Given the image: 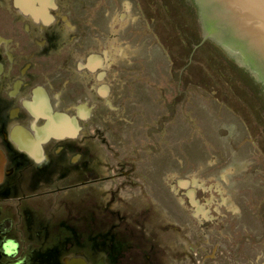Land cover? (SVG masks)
<instances>
[{"label":"rangeland","instance_id":"374dc122","mask_svg":"<svg viewBox=\"0 0 264 264\" xmlns=\"http://www.w3.org/2000/svg\"><path fill=\"white\" fill-rule=\"evenodd\" d=\"M75 1L95 17L89 44L99 47L106 40L115 53L102 82L114 108L96 103L97 120L79 145H69L68 163L56 158L50 170L60 178L43 180L49 184L40 194L43 207L7 206L20 218L1 225L10 231L0 232L1 239L17 241L21 255L29 237L50 230L51 249L67 254L112 250L109 259L125 249L151 255L159 264L181 263L189 258L187 248L198 243L196 233H203L194 225L183 236L191 209L187 200L181 203L187 192L174 193L180 191L175 182L196 179L206 186L196 200L211 202L207 208L220 231L211 244L232 250L241 238L243 254L239 246L238 256L225 254L228 264H264L263 112L196 47L190 22L172 0ZM127 3L130 20L116 27ZM124 221L140 226V233L133 226L128 232Z\"/></svg>","mask_w":264,"mask_h":264},{"label":"flooded vegetation","instance_id":"af4514ba","mask_svg":"<svg viewBox=\"0 0 264 264\" xmlns=\"http://www.w3.org/2000/svg\"><path fill=\"white\" fill-rule=\"evenodd\" d=\"M108 2L109 0L105 3ZM172 3L176 4V1L172 0ZM84 8L87 7L75 0H0L2 233L9 234L10 231L1 225L13 223L19 217V211L15 212L16 215L7 210V206L10 209H17L19 205L43 207L39 206L40 194H43V190L49 191L45 189L49 188V184L43 180L60 178L50 169H53L56 158L64 159L63 166L68 163L66 161L70 157L67 154L69 145H79L83 131L97 120L96 103L103 100L107 107L114 108L108 99L110 88L103 86L102 82L115 62V53L111 52L113 49L106 44V40L100 41L99 47L89 44L92 33L89 25L93 26L95 17L94 14L87 15ZM154 8L155 13H158L161 5L156 3ZM126 9L116 17V27L121 22L130 20L129 3ZM79 159L76 156L73 160L77 162ZM175 184L180 185V191L176 187L174 193L179 194L181 190L187 192L186 195L183 194L185 200L182 199L181 203L186 204L187 200L191 209V219L188 220L191 225L184 224L188 229H180L183 236L189 237L187 233L194 229V225L198 226L203 234L199 235L197 232L198 243H193L187 248L189 258L173 264H228L231 259L225 254L230 257L233 251L237 255L238 246L242 255L241 238H238V244L236 243L232 250L211 244V237L217 232L220 233L219 229L213 226L216 219H213L211 211L207 208L211 202L203 205L196 200L198 191L205 192L206 186L196 179L177 181ZM191 187L193 188L190 189ZM212 199L214 203L215 199ZM224 203L231 205L228 200ZM114 206L117 207L118 204ZM29 210L31 209L23 207L21 211ZM125 223L127 222L121 224L130 232L134 225ZM175 224L173 233L176 234L179 225L177 222ZM119 225L113 227L118 230ZM133 229L137 233L141 231L140 226ZM51 234L54 235V232L48 230L46 234L29 237L28 242L24 243L27 250L21 253L20 249L21 255L17 250V241L9 236L4 239L0 237V264H159L151 255H143V252L136 250H115L116 256L110 255L109 259L108 255L112 250L100 251V256H87L82 250L69 254L65 253L63 248L52 250ZM119 241L122 242L121 239L112 242ZM154 247H150L152 254L156 249ZM3 248L8 253L11 248V253H3ZM12 248L15 249L14 252Z\"/></svg>","mask_w":264,"mask_h":264},{"label":"water","instance_id":"95a60500","mask_svg":"<svg viewBox=\"0 0 264 264\" xmlns=\"http://www.w3.org/2000/svg\"><path fill=\"white\" fill-rule=\"evenodd\" d=\"M173 1L190 22L196 47L201 45L203 52L264 114V99L257 84L238 69H246L264 89V0H194L198 18L191 0ZM208 40L221 47L238 67L220 55L212 57L211 47H206Z\"/></svg>","mask_w":264,"mask_h":264},{"label":"trees","instance_id":"16d2710c","mask_svg":"<svg viewBox=\"0 0 264 264\" xmlns=\"http://www.w3.org/2000/svg\"><path fill=\"white\" fill-rule=\"evenodd\" d=\"M191 3H192V7L194 8L195 12L197 13V18H198V13H199L198 7L196 6L194 0H191ZM200 40H201V39H200ZM200 40H199V42L197 43V45L200 44ZM206 44H207L206 47H211V56H212V57H214V55H215V56H216V55H220L223 59H226L227 61L231 62V63L234 64L236 67H238L237 64L235 63V61L232 60V59L227 55V53H226L221 47H219L218 45H216L214 42H212V41H210V40H208V41L206 42ZM201 49H204V48L201 47ZM203 51H204V50H203ZM238 69H240L241 72H243L246 76L250 77L251 80H252L254 83L257 84V86H258V91L261 93V96H262V98L264 99V89H263V86H262L260 83H257V82L255 81V79L251 76V74H250L246 69H244V68H239V67H238Z\"/></svg>","mask_w":264,"mask_h":264}]
</instances>
